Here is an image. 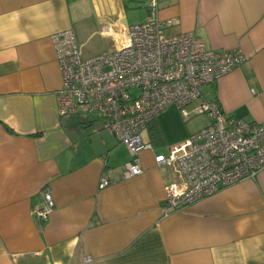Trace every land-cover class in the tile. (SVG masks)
Returning a JSON list of instances; mask_svg holds the SVG:
<instances>
[{
  "label": "crops",
  "instance_id": "obj_1",
  "mask_svg": "<svg viewBox=\"0 0 264 264\" xmlns=\"http://www.w3.org/2000/svg\"><path fill=\"white\" fill-rule=\"evenodd\" d=\"M130 6H144L145 20L147 0H0V264H264V169L163 212L166 187L182 177L155 156L208 119L167 143L159 114L142 132L152 144L139 152L143 172L124 179L130 154L99 117L60 115L51 35L71 29L91 57L113 48ZM157 17L167 36L241 50L246 62L201 95L227 116L264 123V0H158ZM96 37L103 45L91 48ZM102 176L111 182L99 189ZM45 187L55 207L40 221L32 211Z\"/></svg>",
  "mask_w": 264,
  "mask_h": 264
},
{
  "label": "built area",
  "instance_id": "obj_2",
  "mask_svg": "<svg viewBox=\"0 0 264 264\" xmlns=\"http://www.w3.org/2000/svg\"><path fill=\"white\" fill-rule=\"evenodd\" d=\"M157 9L158 0H147L145 20L127 25L112 49L91 57L82 55L71 29L50 39L61 79L56 93L60 115H97L130 154L124 179L143 172L139 152L152 144L142 132L166 107L175 105L186 120L192 114L208 119L166 155L155 156L157 164L176 163L181 172L182 180L165 189L163 212L168 214L264 169V123L227 116L216 100L201 95L202 86L239 68L247 56L239 49L209 47L190 32L165 35ZM110 182L102 176L98 188ZM54 207L52 191L45 187L41 207L32 215L44 221ZM91 260L82 258L83 263Z\"/></svg>",
  "mask_w": 264,
  "mask_h": 264
},
{
  "label": "rangeland",
  "instance_id": "obj_3",
  "mask_svg": "<svg viewBox=\"0 0 264 264\" xmlns=\"http://www.w3.org/2000/svg\"><path fill=\"white\" fill-rule=\"evenodd\" d=\"M143 7L135 9L134 7L130 6L129 11L131 12H129L128 15L130 25L144 21L143 17L145 12ZM102 45H103L102 39L96 37L95 39H93L91 43V48H96V47L99 48ZM188 108L190 109V107ZM77 114H82V113H77ZM158 118H161L162 128L167 136V141H166L167 143L176 142V139L174 138H176L179 135L181 137L184 132H185V136L186 135L188 136L187 130H189L190 128H195L197 124L198 125L200 124L199 122H201L202 119L201 116L192 114L189 117V119L186 120L185 117L181 114V112L175 105L170 108L166 107L160 113ZM162 152H164V149H162Z\"/></svg>",
  "mask_w": 264,
  "mask_h": 264
},
{
  "label": "trees",
  "instance_id": "obj_4",
  "mask_svg": "<svg viewBox=\"0 0 264 264\" xmlns=\"http://www.w3.org/2000/svg\"><path fill=\"white\" fill-rule=\"evenodd\" d=\"M151 123H152V122H151ZM151 123H149V124H151ZM149 124H148V125H149ZM156 134H157V130L155 129V130H154V133H153V136H155Z\"/></svg>",
  "mask_w": 264,
  "mask_h": 264
}]
</instances>
